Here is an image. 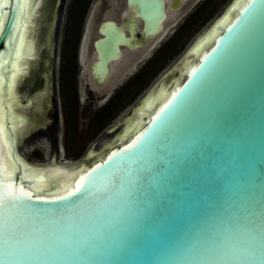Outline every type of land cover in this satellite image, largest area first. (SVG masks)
Returning <instances> with one entry per match:
<instances>
[{
    "label": "water",
    "instance_id": "obj_1",
    "mask_svg": "<svg viewBox=\"0 0 264 264\" xmlns=\"http://www.w3.org/2000/svg\"><path fill=\"white\" fill-rule=\"evenodd\" d=\"M34 1V51L16 85L27 0L0 6V153L6 149L15 164L10 127L25 121L24 129L48 92L61 8L58 1ZM134 2L145 45L162 27L164 1ZM105 24V35L93 42L101 57L92 67L98 80L118 55L116 42H128L112 22ZM196 41L143 97L141 103L160 87L167 94L134 131L76 160L50 162L74 171L65 190L36 194L18 168L11 179L0 178V264H264V0L235 7L192 57ZM37 68L42 82L26 94L23 86ZM139 106L120 122L135 121ZM81 177L83 187L69 195ZM9 185L13 196L6 195Z\"/></svg>",
    "mask_w": 264,
    "mask_h": 264
},
{
    "label": "rangeland",
    "instance_id": "obj_2",
    "mask_svg": "<svg viewBox=\"0 0 264 264\" xmlns=\"http://www.w3.org/2000/svg\"><path fill=\"white\" fill-rule=\"evenodd\" d=\"M71 1L58 0L61 8L56 24V47L48 92L40 99L37 108L30 112L29 123L16 138L18 154L32 166L43 164L45 167L53 165L50 162L76 160L103 146L117 142L120 131L127 126L126 122L120 121L132 112L139 99L147 94L157 78L171 68L177 56L203 32L200 33L198 30L200 28L204 30L230 0H210L200 15L188 21L191 22L190 28L186 25L175 33H170L173 27L181 25L178 22L162 37L148 42L144 46V50H147L144 58L151 55L148 59H144L140 76L135 78L136 75H133L127 79L123 78L124 80L119 84H110L104 93L100 88L87 89L82 74L77 76V86H75L71 70L68 73V85L66 84V87L61 85L63 55L65 56V52L73 47L74 41V36L71 38L68 36L70 29L67 26ZM95 1L97 0H92L91 7L94 4L96 6L98 1L96 3ZM52 25L51 29L54 31L55 22ZM203 34L204 32L200 37ZM84 35L79 47L80 57L85 49ZM39 74L40 70L37 68L28 77L27 93L40 86L42 80Z\"/></svg>",
    "mask_w": 264,
    "mask_h": 264
},
{
    "label": "flooded vegetation",
    "instance_id": "obj_3",
    "mask_svg": "<svg viewBox=\"0 0 264 264\" xmlns=\"http://www.w3.org/2000/svg\"><path fill=\"white\" fill-rule=\"evenodd\" d=\"M55 1L57 2L58 0H47L50 5L55 4ZM97 1H95V3L97 2L96 6L94 4L93 7H91L92 0H82L81 3L77 5V10L74 12L73 18L75 21L67 25L70 29L69 33L71 34L68 36L70 38L74 36V41L73 47L65 52V56L63 55V64L61 68L62 87H66V84L68 85L69 70L72 72L71 76L75 86H77V76L82 74L86 81L87 89L95 90L100 88L102 89V93L105 92L106 87H109L110 84H119L121 80H124L123 78L127 79L133 75H136L135 78L139 77L144 59H148L151 55H147L144 58L147 51L144 50V46L151 40L162 37L170 27L175 26L178 22L181 25L173 27L170 33H175L186 25L190 28L191 22L188 21L200 15L204 6L210 2V0H163L165 16L164 19L161 20L162 27L152 36L148 34L147 36L150 37V39L144 45L142 42L145 34L142 30L143 18L140 16L138 5L134 0ZM72 2L73 0L71 3ZM72 12L73 8L70 7L69 16ZM106 21L112 22L114 28L120 30L124 36L128 38V42H116L118 55L106 61L107 71L102 79L98 80L97 76L92 73V67L100 62L101 57L98 55L100 52L99 49L94 46L93 42L98 37L105 35L107 29V25L105 24ZM198 31L200 32L201 28ZM83 35L85 49L82 57H80L79 47ZM179 56H177V58ZM24 86L29 87L27 80ZM25 87H23L24 91L26 94H29L30 92L27 93L26 91V89L29 88ZM74 95L76 97V92ZM142 99L143 97L139 99L137 105H140Z\"/></svg>",
    "mask_w": 264,
    "mask_h": 264
},
{
    "label": "bare ground",
    "instance_id": "obj_4",
    "mask_svg": "<svg viewBox=\"0 0 264 264\" xmlns=\"http://www.w3.org/2000/svg\"><path fill=\"white\" fill-rule=\"evenodd\" d=\"M231 2V3H230ZM244 0H230L228 5L223 10L224 12L219 14L213 21V25L211 24L209 29L204 30V34L200 37L201 33L197 37V41L194 46H191L190 48V55L192 57L199 55L203 50L205 49L206 45L211 41L214 34L217 32V28L220 25H224L228 19L230 18L231 12L235 7L240 6ZM3 3V0H0V6ZM36 3L34 0H27L26 6H25V13L29 18H24V42H23V58H22V64H21V70L20 73L14 78L15 79V85L18 80V78L22 75L23 71L26 68V64L28 62V57L33 53L34 51V40L31 36V28L33 25V14L35 10ZM218 18V19H217ZM4 20V16L2 14L1 16V26ZM216 20V21H215ZM0 26V28H1ZM83 46V45H82ZM132 49V48H131ZM191 64L187 63L181 68L180 73H178V76L174 79L172 87L177 85L178 79L181 78L184 74V72L187 70V68ZM177 73V72H175ZM97 83V82H96ZM165 90L162 91V87L157 90V92L152 95L151 97H148L145 101H143L140 105V107L137 110V113L135 114L136 117H138L135 121L128 123L125 129L120 131L119 137L116 141H120L122 138H124L127 133H131L134 131V129L140 124L141 119L151 112L152 109H154V105L157 101V103L161 102L165 95ZM165 95V96H164ZM17 101L14 107V114H19L17 112ZM21 115V114H20ZM24 119V116H22ZM25 121H16V127H10L11 130V139H12V145L15 146V139L17 138V135L19 132L23 129ZM127 123V122H126ZM13 153H18L14 147ZM89 154V153H88ZM93 155H88L87 159L92 158ZM16 160L19 164H15L8 161L6 149H2V158H0V178L1 179H11L13 177V173L18 168V172L21 177L27 179L28 185L31 188L33 192L36 194H42V195H52L57 194L59 192H62L65 190L68 186L71 184V180L74 176V171L69 170V168H61L63 166H56V165H49V166H32L27 161H25L19 154L16 157ZM82 168V166H80ZM79 168V169H80ZM78 169V170H79Z\"/></svg>",
    "mask_w": 264,
    "mask_h": 264
},
{
    "label": "snow or ice",
    "instance_id": "obj_5",
    "mask_svg": "<svg viewBox=\"0 0 264 264\" xmlns=\"http://www.w3.org/2000/svg\"><path fill=\"white\" fill-rule=\"evenodd\" d=\"M193 72H196V69H193ZM178 91H179V90H178ZM176 98H177V97H176V94L174 93V94H173V99L176 100ZM171 104H173V100H169V101H168V104L164 105V107L161 108L159 112H157L156 116H157V117H160V116H161V113H164V112H165V109H167V108L169 107V105H171ZM153 119H156V117H154ZM137 139H139V137H138ZM133 143H135V141H134ZM129 147H132V145H129ZM113 155H115V154H113ZM0 158H2V153H0ZM109 159H111V157H110ZM105 163H107V161H105ZM97 167H99V165H98ZM83 181H84V177H81V178H80V181L77 183L76 189H75L72 193H69V195H75L77 192H79V191L81 190V188L83 187ZM9 187H13V186H11V185L6 186V195H8V196H13V195H15L14 192H12V191H7V188H9ZM19 194H20V195H27V193H25V192L23 191L22 187H21L20 190H19ZM58 199H63V197H60V198H58Z\"/></svg>",
    "mask_w": 264,
    "mask_h": 264
},
{
    "label": "trees",
    "instance_id": "obj_6",
    "mask_svg": "<svg viewBox=\"0 0 264 264\" xmlns=\"http://www.w3.org/2000/svg\"><path fill=\"white\" fill-rule=\"evenodd\" d=\"M82 0H73V2L71 3V7L73 8V12L70 14L68 21H67V25H70V23H73L74 18V12L77 10V5L81 3ZM80 6V5H79Z\"/></svg>",
    "mask_w": 264,
    "mask_h": 264
}]
</instances>
